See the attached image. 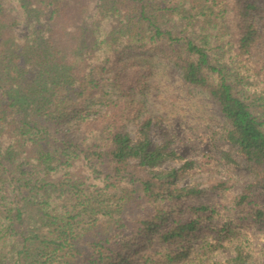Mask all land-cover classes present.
Segmentation results:
<instances>
[{
	"label": "trees",
	"instance_id": "trees-1",
	"mask_svg": "<svg viewBox=\"0 0 264 264\" xmlns=\"http://www.w3.org/2000/svg\"><path fill=\"white\" fill-rule=\"evenodd\" d=\"M263 38L264 0H0V264H264ZM129 51L204 90L230 149L165 167L180 155L149 148L152 69ZM236 155L252 180L233 193Z\"/></svg>",
	"mask_w": 264,
	"mask_h": 264
},
{
	"label": "rangeland",
	"instance_id": "rangeland-1",
	"mask_svg": "<svg viewBox=\"0 0 264 264\" xmlns=\"http://www.w3.org/2000/svg\"><path fill=\"white\" fill-rule=\"evenodd\" d=\"M16 32L19 36H24L27 33L26 25H18ZM255 54L257 59L264 60V38ZM124 60H140L152 69L148 89L145 93L136 95L145 104L144 113L137 120L142 122L148 118L150 121L146 127L150 149L168 140L170 146L179 153L180 157L166 161L165 167H178L185 160L199 158L202 152H222L230 149L225 137L228 123L216 103L204 90L185 81L174 64L156 52L129 51L124 54ZM107 89L111 90L109 85ZM138 121L129 124V130L135 137L141 134ZM235 157L237 162L221 165V171H231L234 178L231 191L238 193L248 185L252 177L245 161L238 155ZM210 178L211 172L202 171L195 174L193 179L207 186ZM190 179L191 177H186L183 183ZM211 199L212 197L205 196L202 201L209 202ZM263 229L264 226L261 227ZM199 232L203 234L206 230L202 228ZM258 232L259 230L256 234ZM256 240L264 246V240ZM200 242L201 239H194L196 245ZM225 254L228 253L221 256Z\"/></svg>",
	"mask_w": 264,
	"mask_h": 264
}]
</instances>
